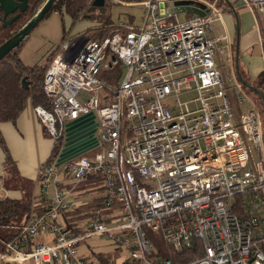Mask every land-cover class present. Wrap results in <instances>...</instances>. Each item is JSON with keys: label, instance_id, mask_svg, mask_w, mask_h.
Instances as JSON below:
<instances>
[{"label": "built area", "instance_id": "built-area-1", "mask_svg": "<svg viewBox=\"0 0 264 264\" xmlns=\"http://www.w3.org/2000/svg\"><path fill=\"white\" fill-rule=\"evenodd\" d=\"M183 1L204 16L179 21L172 9ZM244 1L264 10V0ZM123 5L141 9L139 23L93 20L53 52L42 81L49 109L33 112L62 144L38 171L42 212L0 239V264H264V129L231 42L213 34L221 9L206 0ZM107 53V69L124 73L115 86L100 77ZM89 113L94 158L56 166L65 124ZM88 179L101 189L76 193ZM88 205L83 226L68 223L64 213ZM46 235L49 244L36 242ZM159 242L181 258L164 257ZM194 242L202 256L183 258Z\"/></svg>", "mask_w": 264, "mask_h": 264}, {"label": "crops", "instance_id": "crops-1", "mask_svg": "<svg viewBox=\"0 0 264 264\" xmlns=\"http://www.w3.org/2000/svg\"><path fill=\"white\" fill-rule=\"evenodd\" d=\"M228 1L230 5L224 3L219 7L222 15L213 24V34L226 37L231 42L236 72H242L243 79L247 82L251 79L254 84L258 75L264 73V10L259 12L252 4L254 10L251 11L244 0ZM249 1L251 4L252 1ZM52 147L51 140L45 136L43 126L30 105L14 123H0V197L19 200L23 190L28 189L37 205L40 189L38 171L49 159ZM7 158L12 163L10 166L6 165ZM100 189L98 181L88 179L74 191L88 196L91 191ZM90 208L91 205L80 207L64 213V217L68 223L81 227L85 224ZM51 239V236L46 235L39 237L36 242L49 244Z\"/></svg>", "mask_w": 264, "mask_h": 264}, {"label": "trees", "instance_id": "trees-1", "mask_svg": "<svg viewBox=\"0 0 264 264\" xmlns=\"http://www.w3.org/2000/svg\"><path fill=\"white\" fill-rule=\"evenodd\" d=\"M92 1L93 0H55L50 12L59 15L63 34L66 33L63 24L64 18L68 17L70 19L71 26L78 21H83L86 18V10L90 7ZM123 1L124 3H133L143 0ZM211 1H216L219 7L221 6L219 2L222 5L226 4L224 0ZM44 2L45 0H29L28 10L21 14L19 19L12 25L3 27L0 21V45L7 41L16 30L24 25L39 10ZM100 20L103 24H108L109 16L101 15ZM23 43L24 41L0 61V123H14L19 114L28 105L32 106V108L41 106L47 110L49 109V102L42 91V81L53 54L42 67L38 65L26 66L20 58V50ZM120 75V68L113 67L112 69L103 71L100 77L107 85L115 86ZM239 75L245 86L246 81L243 79L242 72L239 71ZM24 78L29 83L27 89L22 88V80ZM254 87L255 89L253 92L258 95L260 106L256 104L259 107L262 118V115L264 116V73L258 75ZM43 132L45 136H47L44 128ZM61 144L62 140L60 139V141L53 146L51 160L57 154ZM11 164V161L7 158L6 165L10 166ZM93 205L96 206L95 204ZM41 212L42 208L35 205L33 197H31L28 189L23 190V196L19 200L0 197V239L5 241L10 240L16 232V227L27 223L34 215H39ZM199 245V242H194L196 250L195 252L188 253L187 260L202 256ZM157 248L164 257L170 258L174 262H177L179 258H181V256L172 253L171 250L167 246L162 245L161 242L158 243ZM97 257H100V255H97ZM100 258L104 260L105 256H101Z\"/></svg>", "mask_w": 264, "mask_h": 264}, {"label": "water", "instance_id": "water-1", "mask_svg": "<svg viewBox=\"0 0 264 264\" xmlns=\"http://www.w3.org/2000/svg\"><path fill=\"white\" fill-rule=\"evenodd\" d=\"M105 1L106 0H93L90 7L86 10V18L96 11H98L100 15H105L107 12ZM224 1L230 5L228 0ZM54 2L55 0H45L44 4L34 15L16 30L7 41L0 45V61L23 42L33 29L38 26L41 20L50 13ZM27 4L28 0H0V12L2 13L0 21L2 22V26L7 27L15 23L19 19L20 14L27 10ZM172 11L174 13H186L200 17H203L205 14L203 7L199 9L196 6L189 5L187 1L176 2ZM10 15L12 16L9 17ZM237 76L241 81L238 71ZM28 86L29 83L24 78L22 80V88L27 89ZM64 128V144L57 159L56 166L82 156L95 149L98 145L95 136L97 123L95 122L93 113L82 115L79 118L66 123Z\"/></svg>", "mask_w": 264, "mask_h": 264}, {"label": "rangeland", "instance_id": "rangeland-1", "mask_svg": "<svg viewBox=\"0 0 264 264\" xmlns=\"http://www.w3.org/2000/svg\"><path fill=\"white\" fill-rule=\"evenodd\" d=\"M206 1L216 2V1H211V0H206ZM123 3H124L123 0H118L117 3H112L110 0H106L105 6L107 7V12L103 16H106V15L109 16L110 24L111 23L115 24L120 19H124L128 15L135 17V18H130V20L133 19L134 23H139L141 9L130 7V6H124ZM219 4L222 5L220 2ZM216 5H218L217 2H216ZM100 16L101 15L98 13H91L88 19H84L83 21H78L72 26H71L70 19L68 17H65L63 20V24L66 29L65 30L66 33L63 34L62 23H61V19L59 15L56 13L50 12L46 17H44L43 20H41L38 26H36L35 29H33V31L28 35V37L25 38L23 46L20 50V58L22 62L26 66H34V65H38L39 67L44 66L48 58L52 56L53 52L56 53L60 51L61 45L63 43H66V42L68 43V41H70L72 37L76 35L80 36L79 34H81V32L93 26L94 25L93 20H98L100 23H102V21L100 20ZM177 18L179 21H183L184 19L190 18V16L187 15L186 13H179L177 15ZM111 59H112L111 54L107 53L106 59L104 61L103 71L107 70V67L111 62ZM222 60L225 62L224 57L222 58ZM123 79H124V73H122L120 80L122 81ZM245 79H249V78L245 77ZM244 88H245V92L247 93V95L255 103H257L260 106L258 95L253 92L255 87H254V84L251 83V79H249V82L246 81V85L244 86ZM261 119H262V125L264 129V116L263 115ZM97 151L98 149H93L89 151L88 153L84 154L83 156L89 159H93ZM89 241L92 244L93 250H99L105 253L111 250L110 245L99 243L97 242L96 239H90ZM96 245H97V248H95ZM187 255L188 253H185L183 258H187Z\"/></svg>", "mask_w": 264, "mask_h": 264}, {"label": "flooded vegetation", "instance_id": "flooded-vegetation-1", "mask_svg": "<svg viewBox=\"0 0 264 264\" xmlns=\"http://www.w3.org/2000/svg\"><path fill=\"white\" fill-rule=\"evenodd\" d=\"M28 6H29V0H28V4H27V10H28ZM27 10H26V11H27ZM26 11H25V12H26ZM25 12H24V13H25ZM16 13H17V12H16ZM22 14H23V13H22ZM20 15H21V14H20ZM1 16H2V13L0 12V17H1ZM11 16H12V15H10L9 17H11ZM89 17H90V16H89ZM89 17H88V18H89ZM88 18H85V19H88Z\"/></svg>", "mask_w": 264, "mask_h": 264}]
</instances>
